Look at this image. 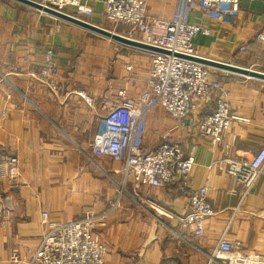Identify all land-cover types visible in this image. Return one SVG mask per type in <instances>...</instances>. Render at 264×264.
<instances>
[{"label":"crops","instance_id":"0c3cea01","mask_svg":"<svg viewBox=\"0 0 264 264\" xmlns=\"http://www.w3.org/2000/svg\"><path fill=\"white\" fill-rule=\"evenodd\" d=\"M87 1L94 8L88 21L128 34V26L104 18L105 0ZM188 6L187 20L212 31L194 38L197 55L264 72V42L256 40L264 27V0H237L212 9L193 0ZM180 10V0L148 3L149 14L156 17L172 18ZM132 35L142 38L138 31ZM48 49L59 71L55 91L34 76ZM151 53L17 1L0 0V158L19 160L18 173L0 184V264H23L32 256L45 231L42 211L60 223L88 213L103 216L97 234L108 246V264H222L210 255L224 235L243 252L264 256V172L243 196L225 161L250 160L264 145V80L213 68L232 110L248 119L233 122L220 144L198 130L214 109L217 93L199 104L185 125L162 107L148 115L144 150L180 141L195 158L194 187L209 188L215 215L206 218L202 238L186 219L180 175L162 187L135 186L124 182L122 160L93 153V139L107 113L104 103L119 89L131 98L140 96L148 86ZM82 90L95 102L83 99ZM154 221L156 238L146 246Z\"/></svg>","mask_w":264,"mask_h":264},{"label":"built area","instance_id":"2783aa9c","mask_svg":"<svg viewBox=\"0 0 264 264\" xmlns=\"http://www.w3.org/2000/svg\"><path fill=\"white\" fill-rule=\"evenodd\" d=\"M32 1L87 21L94 15V8L87 0ZM180 2L181 10L178 13L172 18H161L149 14V0H105L103 15L106 20L114 25L128 26L130 30L126 36L134 38L132 33L138 31L142 35L139 40L171 53H151L148 86L137 99L128 96L125 89H119L114 97L106 100L104 106L107 113L102 128L93 139L92 150L97 156L122 160L124 182L131 181L135 186L162 187L176 182L180 175L179 191L188 200L186 219L193 224L195 236L202 238L206 218L215 215L208 196L209 188L194 187L191 173L195 158L185 152L180 141H163L150 151L144 150L141 136L148 115L162 107L185 125L196 107L217 93L214 109L198 125L199 133L209 137L213 144L224 141V134L233 122L248 119L232 110L213 68L175 55L177 52L197 55L194 38L198 34L210 35L212 32L210 28L187 20L186 10L193 0ZM236 2L201 0V5L205 9H212ZM256 40L264 42V27L256 35ZM53 57L54 51L46 50L45 64L34 76L55 91L59 71ZM78 94L90 104L95 102V97L83 90ZM224 146L229 149L231 144ZM225 161L227 172L243 186V196H246L264 172V145L250 160L226 158ZM18 162L16 156L0 158V169H3L0 170V184L5 178L18 173ZM0 198L2 201L4 195H0ZM165 215L172 216L168 212ZM40 220L45 227L40 244L23 264H108V246L97 234V229L104 225L103 216L88 213L83 218L60 223L51 220L47 211H42ZM12 259L20 261L17 252H13ZM210 260H219L222 264H264L262 254L243 252L240 244L226 235L220 239Z\"/></svg>","mask_w":264,"mask_h":264},{"label":"water","instance_id":"95a60500","mask_svg":"<svg viewBox=\"0 0 264 264\" xmlns=\"http://www.w3.org/2000/svg\"><path fill=\"white\" fill-rule=\"evenodd\" d=\"M14 1H17L21 4L29 6L31 8L43 11L45 13H48V14H51V15L56 16L58 18H61L65 21H68V22H71L73 24L84 27L88 30H91L97 34L103 35V36L110 38V39H112L118 43H121V44H125V45L132 46L135 48L143 49V50H146V51H149L152 53H163V54L171 53L169 50H166L164 48L148 44V43H146L142 40H139V39H135V38L128 37L126 35L119 34V33L114 32L112 30L98 26V25H96L90 21L80 19V18H76L74 16H71V15L56 11L52 8L43 6V5H41L37 2H34L32 0H14ZM175 55L178 57L184 58V59L196 61L198 63L209 66L211 68L221 69L224 71L233 72V73H237L240 75L264 80V72L254 70V69H250V68H244V67L232 64L230 62H223V61L213 60L210 58H205V57H202L199 55H187V54L178 53V52L175 53ZM157 226H158L157 221H154L153 225H152V231H151L150 237L148 238V240L146 242V246L148 244H150L153 240H155Z\"/></svg>","mask_w":264,"mask_h":264}]
</instances>
